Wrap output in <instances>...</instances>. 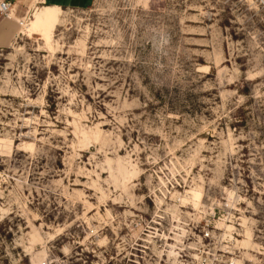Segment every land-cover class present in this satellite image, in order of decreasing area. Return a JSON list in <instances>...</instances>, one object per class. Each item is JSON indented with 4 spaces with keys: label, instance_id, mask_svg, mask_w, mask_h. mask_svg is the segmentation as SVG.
I'll return each mask as SVG.
<instances>
[{
    "label": "rangeland",
    "instance_id": "rangeland-1",
    "mask_svg": "<svg viewBox=\"0 0 264 264\" xmlns=\"http://www.w3.org/2000/svg\"><path fill=\"white\" fill-rule=\"evenodd\" d=\"M49 4L0 38V264H264V0H87L28 34Z\"/></svg>",
    "mask_w": 264,
    "mask_h": 264
},
{
    "label": "crops",
    "instance_id": "crops-1",
    "mask_svg": "<svg viewBox=\"0 0 264 264\" xmlns=\"http://www.w3.org/2000/svg\"><path fill=\"white\" fill-rule=\"evenodd\" d=\"M87 0H12L10 1L13 6L14 19L11 17L9 19H3L0 21V38L2 40V45H9L12 43L13 39L16 38V33H18L17 22L24 20L25 16L32 11L33 5L36 6L33 9V12L38 9L37 3H50L49 5H70L74 7H81L85 4ZM48 5V4H45ZM23 8V11H20L18 16L17 10ZM32 12V14H33ZM19 20V21H18Z\"/></svg>",
    "mask_w": 264,
    "mask_h": 264
},
{
    "label": "bare ground",
    "instance_id": "bare-ground-1",
    "mask_svg": "<svg viewBox=\"0 0 264 264\" xmlns=\"http://www.w3.org/2000/svg\"><path fill=\"white\" fill-rule=\"evenodd\" d=\"M60 11L61 10L57 6H47L36 13L35 18L31 19L29 24L25 27V31L28 34L41 32V34L46 37L57 25Z\"/></svg>",
    "mask_w": 264,
    "mask_h": 264
},
{
    "label": "built area",
    "instance_id": "built-area-1",
    "mask_svg": "<svg viewBox=\"0 0 264 264\" xmlns=\"http://www.w3.org/2000/svg\"><path fill=\"white\" fill-rule=\"evenodd\" d=\"M12 9H13L12 3L9 0H0V13L1 14L5 15V16H11ZM203 238L210 239L211 238L210 232H207V231L204 232ZM202 251L203 250H200L201 254H200V256H197L198 259L197 258H190V256L185 255L186 261H184L185 262L184 264L199 263L200 261H202L201 259H203V256H204L203 254H206L207 257H208V255H210V256L212 255L214 260H219L218 258L222 259V257L216 256L217 253L211 252L210 248H208L206 251L205 250L203 252ZM183 257H184L183 255H180L181 259ZM192 257H194V256H192ZM182 261H183V259H182ZM201 264H203V263H201ZM226 264H235V262H233L231 259H229L228 261H226Z\"/></svg>",
    "mask_w": 264,
    "mask_h": 264
}]
</instances>
